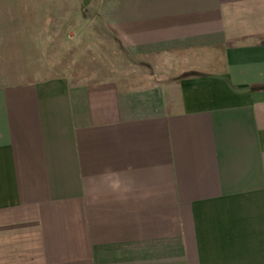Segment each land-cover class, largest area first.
<instances>
[{"label":"crops","instance_id":"1","mask_svg":"<svg viewBox=\"0 0 264 264\" xmlns=\"http://www.w3.org/2000/svg\"><path fill=\"white\" fill-rule=\"evenodd\" d=\"M73 3L142 75L24 76L66 0H0V264H264V0Z\"/></svg>","mask_w":264,"mask_h":264},{"label":"rangeland","instance_id":"2","mask_svg":"<svg viewBox=\"0 0 264 264\" xmlns=\"http://www.w3.org/2000/svg\"><path fill=\"white\" fill-rule=\"evenodd\" d=\"M65 19L64 32H59L58 37L54 32L48 45L33 41L31 63H13L22 66L24 76H32L33 80L62 76L71 83H88L142 75L140 66L129 62L118 42L100 28L88 11L78 9L73 0H66Z\"/></svg>","mask_w":264,"mask_h":264},{"label":"water","instance_id":"3","mask_svg":"<svg viewBox=\"0 0 264 264\" xmlns=\"http://www.w3.org/2000/svg\"><path fill=\"white\" fill-rule=\"evenodd\" d=\"M88 0H84V3L86 4Z\"/></svg>","mask_w":264,"mask_h":264}]
</instances>
